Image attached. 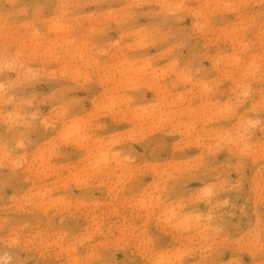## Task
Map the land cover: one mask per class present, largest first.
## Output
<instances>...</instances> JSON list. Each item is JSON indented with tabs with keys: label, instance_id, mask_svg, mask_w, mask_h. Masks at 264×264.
Instances as JSON below:
<instances>
[{
	"label": "rangeland",
	"instance_id": "1",
	"mask_svg": "<svg viewBox=\"0 0 264 264\" xmlns=\"http://www.w3.org/2000/svg\"><path fill=\"white\" fill-rule=\"evenodd\" d=\"M0 264H264V0H0Z\"/></svg>",
	"mask_w": 264,
	"mask_h": 264
},
{
	"label": "bare ground",
	"instance_id": "2",
	"mask_svg": "<svg viewBox=\"0 0 264 264\" xmlns=\"http://www.w3.org/2000/svg\"><path fill=\"white\" fill-rule=\"evenodd\" d=\"M1 87V86H0Z\"/></svg>",
	"mask_w": 264,
	"mask_h": 264
}]
</instances>
